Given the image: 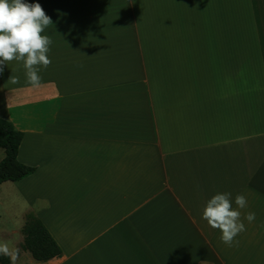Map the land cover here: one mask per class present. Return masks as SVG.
Listing matches in <instances>:
<instances>
[{
	"label": "crops",
	"instance_id": "0c3cea01",
	"mask_svg": "<svg viewBox=\"0 0 264 264\" xmlns=\"http://www.w3.org/2000/svg\"><path fill=\"white\" fill-rule=\"evenodd\" d=\"M26 2L56 13L51 64L0 65V116L36 168L15 182L60 189L0 211V243L33 215L60 253L26 264H264V0ZM224 192L232 247L202 219Z\"/></svg>",
	"mask_w": 264,
	"mask_h": 264
},
{
	"label": "clouds",
	"instance_id": "9594fccd",
	"mask_svg": "<svg viewBox=\"0 0 264 264\" xmlns=\"http://www.w3.org/2000/svg\"><path fill=\"white\" fill-rule=\"evenodd\" d=\"M50 25L52 20L39 3L0 0V65L13 60L21 62L26 82L38 85L41 80L40 68L46 69L51 64L48 52L52 40L43 34ZM10 81L19 83V79L14 76L10 77ZM234 203L236 208H233L231 193H217L207 200L202 210V219L220 231V240L228 247L238 244L235 237L246 230L239 209L247 207V199L243 194H237ZM255 218L254 212H248L243 217L248 223H252ZM0 256H7L14 262L18 250L12 251L7 243H0Z\"/></svg>",
	"mask_w": 264,
	"mask_h": 264
},
{
	"label": "trees",
	"instance_id": "16d2710c",
	"mask_svg": "<svg viewBox=\"0 0 264 264\" xmlns=\"http://www.w3.org/2000/svg\"><path fill=\"white\" fill-rule=\"evenodd\" d=\"M22 136L23 132L16 129L11 121L0 116V148L4 152L0 160V182L20 180L32 174L36 169L17 159ZM22 236V242L28 247L37 246L43 249V252L35 257L38 261H45L60 253L58 245L33 215H28L22 227ZM4 257L6 256H0L2 263L10 264L8 260L5 262Z\"/></svg>",
	"mask_w": 264,
	"mask_h": 264
},
{
	"label": "rangeland",
	"instance_id": "374dc122",
	"mask_svg": "<svg viewBox=\"0 0 264 264\" xmlns=\"http://www.w3.org/2000/svg\"><path fill=\"white\" fill-rule=\"evenodd\" d=\"M45 13L52 20L53 26H51V28L49 27V29H56V13L55 14L48 12ZM98 38H101V36H98ZM2 156H3V150L2 148H0V158ZM58 189L60 188H56V186L39 187L34 185L33 182H28V181L24 183H18L9 180L3 181L0 183V203L2 204L0 205V211L8 212L7 213L8 216L10 214L13 215L15 214V212L20 210L22 205V199L23 201H26V199H28V201L30 202V200L34 199V196H36L37 193H38L37 195H42L46 197L55 196L56 190ZM34 205H36V203ZM17 250H18L17 259L14 262H12L10 261L9 257L6 256L4 257L5 262L8 260L10 264H26L30 259L36 260L35 257L43 252V249L37 246L28 247L22 241L19 242L17 248L14 251Z\"/></svg>",
	"mask_w": 264,
	"mask_h": 264
}]
</instances>
